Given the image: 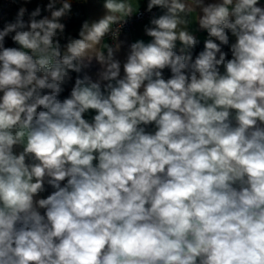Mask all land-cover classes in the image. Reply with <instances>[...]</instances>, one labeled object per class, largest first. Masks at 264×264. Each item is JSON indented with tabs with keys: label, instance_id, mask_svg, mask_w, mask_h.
<instances>
[{
	"label": "clouds",
	"instance_id": "obj_1",
	"mask_svg": "<svg viewBox=\"0 0 264 264\" xmlns=\"http://www.w3.org/2000/svg\"><path fill=\"white\" fill-rule=\"evenodd\" d=\"M0 264H264V0H0Z\"/></svg>",
	"mask_w": 264,
	"mask_h": 264
},
{
	"label": "crops",
	"instance_id": "obj_2",
	"mask_svg": "<svg viewBox=\"0 0 264 264\" xmlns=\"http://www.w3.org/2000/svg\"><path fill=\"white\" fill-rule=\"evenodd\" d=\"M137 34H139V33H137Z\"/></svg>",
	"mask_w": 264,
	"mask_h": 264
}]
</instances>
